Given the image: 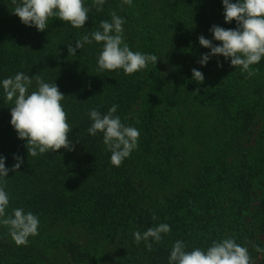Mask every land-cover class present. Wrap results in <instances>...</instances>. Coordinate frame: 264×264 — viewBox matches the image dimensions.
Segmentation results:
<instances>
[{"label": "trees", "instance_id": "trees-1", "mask_svg": "<svg viewBox=\"0 0 264 264\" xmlns=\"http://www.w3.org/2000/svg\"><path fill=\"white\" fill-rule=\"evenodd\" d=\"M89 19L73 28L50 18L38 32L13 14L14 0H0V80L18 72L54 82L72 127L73 150L32 157L10 125V108L0 88V155L10 168L5 190L14 208L40 220L38 235L17 246L0 226V264H168L173 244L206 250L213 241L232 238L248 249L251 264H264V59L253 74L213 56L198 37L224 23L221 0H106L97 11L84 0ZM235 2V0H233ZM115 12L125 20L124 42L133 52L158 57L132 75L97 71L102 42L68 53V45L100 29ZM205 32V33H203ZM219 42L213 41V44ZM222 67H217V63ZM204 75L192 79V69ZM118 105L122 123L139 129L138 148L119 167L110 163L102 133L90 136V109L107 113ZM161 223L152 249L136 243Z\"/></svg>", "mask_w": 264, "mask_h": 264}, {"label": "clouds", "instance_id": "clouds-1", "mask_svg": "<svg viewBox=\"0 0 264 264\" xmlns=\"http://www.w3.org/2000/svg\"><path fill=\"white\" fill-rule=\"evenodd\" d=\"M17 6L13 9L20 22L27 27H34L38 32L45 31L50 18H59L73 28H83L89 19V7L84 0H14ZM106 0H94L97 11L103 10ZM133 0H122V4L131 6ZM225 24L233 21L235 28H224L212 25L209 28L212 39L204 35L198 37L199 45L209 49L203 53L197 63L206 67L213 56L223 57L230 66H239L249 76L253 74L252 65L264 59V0H221ZM125 20L115 12L111 13V21H101L100 29L75 40L74 47L68 45V53L75 57L76 51L93 41L102 42V50L97 57V71L123 70L124 74L132 75L146 68L149 62L156 64L158 57L139 51L133 52L124 42ZM213 41L219 42L213 44ZM217 63V67H222ZM192 79L197 83L204 80L203 73L192 69ZM37 88L29 93L33 76L18 72L14 77L0 80L5 99L14 102L10 108V125L17 138L26 142L27 154L36 157L40 154L55 152L61 148L73 150L68 139L71 131L67 121V113L62 101L65 97L58 86L35 77ZM118 105L113 104L107 113L98 108L90 109L88 117L92 122L87 132L90 136L102 133V142L110 155V163L119 167L138 148L139 129L126 126L119 115ZM15 163L11 169L5 166L6 158L0 155V226H7L12 240L17 246H27L29 237L38 235L39 217L24 208L12 209L7 215L10 203L9 193L5 190L9 171L15 172L23 163V159L14 156ZM171 231L170 225L161 223L150 227L143 233H133L136 243L145 242L151 250L152 243H158L163 235ZM257 252L264 249L257 246ZM168 264H251L248 249L235 242L232 238L213 241L206 249L194 248L186 250L183 241L177 240L170 251Z\"/></svg>", "mask_w": 264, "mask_h": 264}, {"label": "rangeland", "instance_id": "rangeland-1", "mask_svg": "<svg viewBox=\"0 0 264 264\" xmlns=\"http://www.w3.org/2000/svg\"><path fill=\"white\" fill-rule=\"evenodd\" d=\"M203 33H205V32H203Z\"/></svg>", "mask_w": 264, "mask_h": 264}]
</instances>
